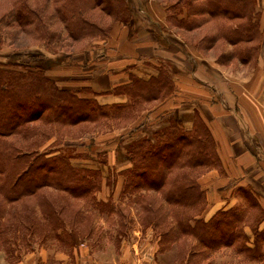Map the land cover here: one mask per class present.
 <instances>
[{"label":"trees","instance_id":"trees-1","mask_svg":"<svg viewBox=\"0 0 264 264\" xmlns=\"http://www.w3.org/2000/svg\"><path fill=\"white\" fill-rule=\"evenodd\" d=\"M255 6L256 0H176L167 4L166 25L160 28L193 32L210 24L212 31L202 33L197 43H204L207 49L221 39L235 49L226 58L247 62L256 56L263 35L260 11ZM41 7L14 0L0 15V21L6 18L3 26L33 34L47 44L59 35L48 26L52 19L61 22L73 40L107 37L111 24L103 26L94 21L92 16L98 13L110 15L123 25L130 19L124 0H44ZM240 43L249 44L248 49L236 50ZM8 58L0 60V242L11 230L17 233L25 229L32 236L41 220L48 223L64 245L86 239L88 231L80 226L87 220L81 201L99 212L114 213L111 195L104 201L97 198V192L103 183L112 189L121 177V197L126 196L135 206L141 224L157 229L161 249L169 243L181 245L177 251L180 262L196 264L192 258H206L211 251L227 246H234L249 259L262 258L264 228L258 230L253 225L252 246H247L240 207L217 210L207 220L200 216L205 191L197 177L203 170L218 168L220 162L211 131L196 109L190 128L169 113L166 124L153 129L149 136L134 134L135 122L145 107L174 92V80L165 66L159 64L157 74L148 78L129 74L126 83L111 89L114 94L124 95L126 102L100 104L88 95L98 94L89 87L74 91L60 86L44 67L23 63L15 54ZM47 60L58 66L63 62ZM106 121L130 129L120 138V142H126L123 155L130 166L120 171L108 164L105 154H74L73 143L67 142L63 150L54 146L40 150L33 138L42 135L37 124L67 133L82 124L95 126ZM101 144L93 147L99 150ZM73 155L105 165L107 174L73 163ZM242 193L252 197L250 191ZM250 198L247 204L255 208L252 220L256 224L263 210ZM188 236L195 245H186Z\"/></svg>","mask_w":264,"mask_h":264},{"label":"crops","instance_id":"crops-1","mask_svg":"<svg viewBox=\"0 0 264 264\" xmlns=\"http://www.w3.org/2000/svg\"><path fill=\"white\" fill-rule=\"evenodd\" d=\"M151 16L147 15V20L145 19L142 25L138 26L132 21L125 25L113 21L105 40L95 41L98 48L104 46L103 50L93 57H85L83 64L75 67L74 72H72L73 68H68V64L59 65L65 72L59 71L51 77L58 85L74 91H79L81 87H89L98 94L88 95L94 96L100 104L123 103L127 98L111 92L113 87L126 83L129 74L143 78L156 75V66H154L155 70L151 68L150 70L148 67L159 65L161 62L165 64L174 80V92L161 101L150 103L139 116V118L151 119L149 125L153 124L155 127L146 131L143 127L147 122L144 124L139 120L138 123L136 122L134 134L149 136L153 129L166 124L164 120L169 113H174L182 120L185 128H190L192 115L196 109L211 131L220 162L218 168L206 170L198 178L200 186L205 191V205L200 216L207 220L217 210L240 207L243 204L245 207L242 224L247 237L245 244L251 247L253 225L258 230L264 228V29L261 47L256 56L249 61L241 62L236 57H228L227 62L222 63L216 60L218 59L216 57L211 58L212 62L209 63L211 67H228L235 61L243 67L242 73L237 74L242 76L239 79L226 78L224 83L213 84L212 90L218 88L223 100L221 102L212 96L211 90V93L209 90L207 92L198 85L189 87L186 76H175L177 67L172 65L175 62L170 57L177 58L178 52L175 53L168 48L169 45L163 47L157 42L156 26L153 24L157 21L155 19L157 17L154 14ZM262 21L264 23V15L260 19V22ZM224 45L227 47V44ZM214 46L205 50L209 49L210 52L215 48ZM230 46L227 50H222V54H228ZM194 57L200 59L198 62L200 69L207 70L203 63L210 56L202 58L194 54ZM91 59L93 62L90 63ZM235 70L239 71V69ZM184 93H192V95L184 100ZM159 112L162 113V118ZM107 146L108 144L102 143L100 147L104 149ZM108 153H106L107 162L116 171L130 166L125 155L119 159L113 156L111 159ZM94 168H98L102 175L107 174V168L105 171L100 166L94 165ZM121 185V177L116 179L112 189H108L103 183L97 198L105 201L111 195L112 202H118L121 198ZM243 190L250 191L251 198L263 210V216L256 224L253 223L250 215L255 208L248 206L247 201L250 197L244 195ZM249 215L252 221L247 222ZM94 233L89 229L87 232L89 236L84 241L64 245L65 248L58 249L59 251L48 257L45 249H40L39 252L25 253L23 257L12 262L2 260L0 264H185L180 262V259L177 262L176 253L172 254L175 243L167 248H160L158 237L152 227H134L127 231L129 237L126 238L124 232L120 231L118 234L117 230L111 237H107L106 232L96 237L93 236ZM225 248L235 250L234 246ZM261 250L262 258L251 259L249 264H264V243Z\"/></svg>","mask_w":264,"mask_h":264},{"label":"rangeland","instance_id":"rangeland-1","mask_svg":"<svg viewBox=\"0 0 264 264\" xmlns=\"http://www.w3.org/2000/svg\"><path fill=\"white\" fill-rule=\"evenodd\" d=\"M13 1L14 0H0V15L3 13L5 14L7 12V10L9 9L8 7ZM18 1H23L30 7L42 8L41 6L44 0ZM124 1L126 2L129 11V22L132 21L135 26L142 25L143 21L145 19L147 20V15L152 17L151 15L154 14V16L157 17L155 18L157 19V21L153 23L156 26L155 29L157 31V42L163 45V47L169 45L168 48L174 50L175 53L178 52L177 58L170 57L172 58V61L175 62V64L173 63L172 65L175 66V68L177 67V74L175 76H186V82L188 83L189 87H192L193 85H198L200 88L207 90V92L211 90L213 94L212 96L215 97L217 101L222 102L223 100H221L218 88L215 87L216 90H212L213 84L224 83L226 81V78H230V80H236L237 78L239 79L242 76H239L237 74L238 72L242 73L243 67L237 64L235 61L228 67L212 66L214 68L213 70L210 65L212 62L211 58L216 57L218 58L216 60H219L222 63L227 62V55L224 54L225 58L222 57V50H227L229 48V45L227 44L226 47L224 45L225 43L223 40H217L214 46L215 48L209 52V49L205 50L204 43H197V40L202 36V33L212 31L211 25L207 24L195 33L184 32L182 30L178 31L175 27L161 30L159 27H164V25H166V22L164 21V16L166 14L165 8L168 3H173L176 0ZM49 3V8L52 9L53 4L52 2ZM255 8L260 11L259 27L261 29H264L263 21L260 22L262 15H264V0H256ZM96 12L98 11L96 10ZM92 17L94 21L98 22V24H101L103 26L111 24L112 21H114L112 16L105 15L104 13H98L97 16L94 15ZM160 18L162 21H160ZM5 19L6 18H4L3 21ZM3 21H0V60L10 59L8 58V56L15 54L18 56V58L16 59H19L23 63L29 64L31 66L44 67L46 74L49 76L53 75L54 73L58 74L59 71H65L63 67L61 68L58 65L49 64L47 59L52 60L53 62L63 60L62 64H68V68H73L72 72H74V70H76L74 68L82 65L84 59L93 57L94 55H96L97 52L103 50L104 48V46L98 48V44L95 42L98 41L97 39H99L97 37L88 36L73 40L67 35L63 24L56 19H52L49 22L48 26L51 30L59 32V35H57L47 44L45 43L46 41L34 38L33 34H27L25 31H20L19 29L11 25L3 26ZM219 24H221V22ZM105 38L103 39L105 40ZM253 42L255 43V40ZM238 47H236V50H246L245 48L248 49L249 44L240 43ZM260 47L261 46H259V49ZM230 50L235 51L234 47L232 48V46H230ZM194 54H198V56L202 58L204 56H210V58H206L207 60L203 63L207 70H205L204 68L203 70L200 69L198 63L200 59L194 57ZM89 61L90 63L93 62L92 59ZM160 64L167 68V66L162 62ZM71 65L73 66L71 67ZM154 66L157 67L158 65H153V67H148V69L151 68L155 70ZM235 69H239V71H236ZM189 95H192V93H184V100L189 98ZM145 108L147 109L148 106H146ZM139 120L140 122H144V124L145 122H147L148 124L146 123V125H149L151 123V119L147 120V117H140L136 122L138 123ZM146 125L143 127V129L145 128L146 131H149L151 128L155 127L153 124L149 126ZM37 128L42 131V135H39V137L36 134L33 138L38 141L40 150L49 146H54L60 150H63L65 149L64 143L67 142L73 143L71 149H73L74 154L83 155L84 151H87L89 154L92 155H95L98 152L102 156L103 154H105L104 156L107 157L106 153H108L107 151H109L108 154L111 159L113 156L116 159H119L121 156H123V148L126 142H120V138H124L127 135L128 130H130L128 128L123 127L122 125L115 124L111 121H106L105 123L102 122L95 126L82 124L71 128V132L67 133L55 132L51 128L43 127L42 124H37ZM97 143H103L106 145L108 144V146L104 149H101L100 147L99 150H95V146L93 147V145ZM73 156L74 157L71 159V161L75 164H88V167L91 168H94V165H96L103 167L104 171L106 170V166L102 164H97L92 158L88 160V157L86 156H81L80 158L76 157L75 155ZM89 164L93 165L89 166ZM205 171L206 170H203L201 173H199L197 180ZM97 195H99V191L97 192ZM81 204H85L81 207V209L83 210V215H85L87 220L84 221L80 226H83L82 228H84L85 231L92 229L93 232H95L93 235L95 237L99 236L100 233L104 232L108 233L106 235L107 237H111L116 234L117 230L118 234L120 231L124 232L125 234L123 235L126 238L129 237L127 235V231L134 227H152L151 225L141 224L139 222L138 214L136 212V209L134 208L135 206L129 203L126 196H122L118 202H113L114 213L110 214H107L105 212H99L94 206L86 204V202H84L83 200L81 201ZM244 207L245 206L243 204L242 206H240L243 214ZM252 212L254 214V210L251 211L250 215H253ZM250 215L247 218V222L249 221V219H251ZM154 230L157 236V229ZM33 232L34 233L32 234V236H30L28 232L26 233L25 229L22 232L20 231L17 233H13L11 230V232H8L7 235H5L4 239L2 237L3 241L0 242V261L7 260L12 262L23 257L25 253L31 251L39 252L40 249H45V252L48 257L50 255H54V252L59 251L58 249L66 247L64 246L60 237L54 235L55 231L50 230V226L48 225V223H45L42 220L40 221V223L38 222V224H36L35 230H33ZM185 239L187 246H192L196 244L195 240L191 236H188ZM77 241L79 242L81 241V239H77ZM82 241H84V239ZM172 244L174 243H169V245H167L165 248ZM180 248L181 245L179 246L175 243V252L172 251V254L176 253L177 262L180 258V254L177 253V251L181 250ZM192 259H194L195 261L197 260V264H249V261L251 262V259L247 258L243 253H239L232 248L225 247L211 251L208 254V257L206 258H199L197 256L196 258L194 257Z\"/></svg>","mask_w":264,"mask_h":264}]
</instances>
